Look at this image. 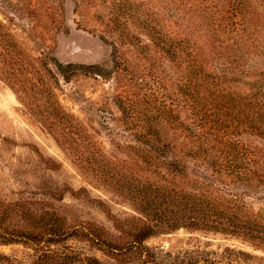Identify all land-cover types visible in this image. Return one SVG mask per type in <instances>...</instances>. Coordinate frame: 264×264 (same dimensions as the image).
Returning a JSON list of instances; mask_svg holds the SVG:
<instances>
[{
    "label": "rangeland",
    "instance_id": "obj_1",
    "mask_svg": "<svg viewBox=\"0 0 264 264\" xmlns=\"http://www.w3.org/2000/svg\"><path fill=\"white\" fill-rule=\"evenodd\" d=\"M106 2L0 0V40L10 37L18 46L15 57L0 47V264H86L89 258L99 264H264L263 247L200 229L151 236L142 243L146 252L132 247L123 258L102 249L103 242H128L118 221L129 223L139 215L100 178L78 167L34 115L36 110L46 115L53 94L109 160L135 158L130 146H142L135 136L149 125L146 116L158 115L151 123L171 149L168 158L181 156L191 177L223 188L221 182L228 183L206 159L219 154L193 155V138L180 119L170 121L165 112L174 109L184 117L183 66L151 45L140 22L157 9L163 17L164 0H130L139 9L117 17L121 37L116 28L109 31L114 19ZM175 18L169 17L164 29L180 31ZM100 37L113 39L115 47ZM260 58L258 70L264 72ZM57 61L83 65L58 70ZM253 72L246 81L256 80ZM225 86L233 96L243 94ZM248 134L238 138L264 142ZM227 190L264 209V183L228 184Z\"/></svg>",
    "mask_w": 264,
    "mask_h": 264
},
{
    "label": "trees",
    "instance_id": "obj_2",
    "mask_svg": "<svg viewBox=\"0 0 264 264\" xmlns=\"http://www.w3.org/2000/svg\"><path fill=\"white\" fill-rule=\"evenodd\" d=\"M104 1L114 19L110 32L121 25L117 17L122 13L134 14L139 9L130 0ZM161 7L166 11L163 17L158 18L157 9L140 22L150 34L151 45L183 66L184 117L180 118L174 109L165 112L170 121L180 119L182 129L193 138V155L206 156L210 151L219 154L208 155L206 159L218 178L225 175L228 183L221 182L224 188L191 177L182 166L181 156L168 158L171 149L161 142L158 128L151 123L158 115L146 116L149 125L135 136L142 146H130L135 156L130 162L109 160L54 94L46 115L37 110L34 115L78 167L100 178L139 215L129 223L118 221L130 237L128 242L123 245L103 242L102 249L120 258L132 247L146 252L144 240L179 228L232 234L264 248V209L252 208L227 190L228 184L264 183V142L256 144L238 138L249 133L250 137L264 140V72L258 70L257 64L264 56V0H164ZM174 16L180 31L164 29L167 19ZM122 30H116L120 37L125 36ZM100 38L115 47L113 39L108 42ZM0 47L9 57L17 54L18 46L10 37L0 40ZM80 65L83 64L63 65L57 61L58 70ZM251 65L255 66L250 68ZM252 70L256 80L248 82L245 79ZM53 82L56 83L55 75ZM225 84L243 94L233 96L225 90L229 89ZM242 89L249 91L244 94ZM187 119L189 124L185 123ZM99 205L110 215L104 203ZM86 264L99 262L89 258Z\"/></svg>",
    "mask_w": 264,
    "mask_h": 264
}]
</instances>
